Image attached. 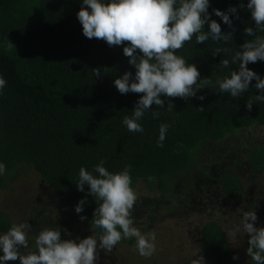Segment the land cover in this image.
Here are the masks:
<instances>
[{"label":"trees","instance_id":"obj_1","mask_svg":"<svg viewBox=\"0 0 264 264\" xmlns=\"http://www.w3.org/2000/svg\"><path fill=\"white\" fill-rule=\"evenodd\" d=\"M82 0H0V74L7 84L0 94V161L6 165L0 176V194L13 189L22 178L36 175L51 189L64 206L75 209L86 198L81 213L99 235L102 229L93 222L99 202L85 191L77 190L79 170L84 167L93 175L94 167L105 161L104 167L118 173L130 166L132 187L139 182L162 196L172 188V181L183 178L197 162V152L207 142L219 143L243 130L264 128V101H257L259 91L252 81L247 92L239 97L220 93L216 81L238 71L231 59L248 37L245 28H255L246 5L248 0H210L213 9L226 11L237 7L239 19L233 26L221 24L223 33H232L230 40L196 44L191 41L177 50V55L195 64L202 78H209L197 92L203 100L175 97L164 98L165 109L153 105L140 121L144 131L130 132L123 124L131 116L142 94H120L113 81L125 72L135 73L124 56L123 47L109 46L102 39H88L82 34L77 19ZM243 4L244 7H240ZM205 31L208 26L205 25ZM256 35L264 36V30ZM217 49H228L217 54ZM139 52V50H137ZM229 60V66L222 65ZM247 67L264 78V62ZM101 75L95 77L93 70ZM253 102L252 110L246 108ZM173 111L166 110L168 103ZM160 113L152 117V111ZM169 128L163 147H157L159 128ZM250 173L264 175V144L253 149L249 159ZM222 194L233 202L244 197L242 179L224 173L219 181ZM155 217H150L155 222ZM14 224L6 213H0V233ZM62 239L66 235L61 232ZM247 236L245 250L248 247ZM131 246L134 238L122 239ZM202 254L207 264H242L222 227L216 221L200 226ZM249 264H254L247 255ZM186 264H191L187 262Z\"/></svg>","mask_w":264,"mask_h":264},{"label":"clouds","instance_id":"obj_2","mask_svg":"<svg viewBox=\"0 0 264 264\" xmlns=\"http://www.w3.org/2000/svg\"><path fill=\"white\" fill-rule=\"evenodd\" d=\"M246 7L255 28L247 27L244 31L248 37L254 38L246 40L231 59L232 64L238 63V71H231L229 76L218 79L216 84L220 93H229L235 98L247 92L255 81L254 87L260 93L255 99L264 101V78L247 67L250 63L264 62V36L256 35L257 30H264V0H248ZM209 8L210 0H82L77 19L82 25L83 36L102 39L110 47L130 42L123 47V54L129 58L135 73L125 72L113 81L122 95L130 92L142 94L131 111L132 115L123 119L128 131L142 133L144 129L140 121L145 113L153 105L165 109L166 98H205L197 97V92L210 83L209 78H202L195 64L176 53L194 35L196 44H204L209 39L230 40L232 33H223L221 24L211 16L214 14L225 25L232 27L230 16L239 19L237 7L226 11L213 9L212 13H209ZM205 25L208 31L204 30ZM221 51L228 49L216 50L217 54ZM229 63L227 59L222 61L224 67H228ZM93 72L95 77H100L99 68ZM6 84V79L0 74V94ZM245 106L251 111L253 102L248 101ZM173 109L174 104L169 102L166 110ZM151 114L156 119L160 115L154 110ZM168 128V124L160 125L157 147L164 146ZM104 163L101 160L94 167L93 172L97 175L81 167L76 184L80 192H84L87 185V195L99 202L93 219L95 226L102 229L98 237L62 239L60 227L44 228L35 234L37 251L25 253L22 249L28 246L32 228L29 223L13 224L0 235V264L18 259L20 264H96L98 250L110 252L122 239L128 238H135L139 255L151 256L155 251V235L142 233L134 226L132 210L137 194L132 187L130 166L112 173L104 167ZM5 172L6 165L0 161V176ZM85 203L86 198L77 203V214L84 211ZM80 219L83 221L86 217L81 216ZM242 220L243 230L249 236L247 255L254 264H264V227L254 226L258 220L255 210L245 211ZM232 259L239 260V256L234 255ZM191 264H206L205 257L197 255Z\"/></svg>","mask_w":264,"mask_h":264},{"label":"rangeland","instance_id":"obj_3","mask_svg":"<svg viewBox=\"0 0 264 264\" xmlns=\"http://www.w3.org/2000/svg\"><path fill=\"white\" fill-rule=\"evenodd\" d=\"M263 144L264 128L260 127L240 131L223 142L203 144L194 168L185 177L174 179L170 192L164 196L139 182L132 210L134 226L142 233L155 235V251L151 256H141L135 245L120 241L110 252L98 250L96 264H186L203 255L200 226L207 221L218 222L233 252L242 264H249L245 250L248 235L242 218L245 211L255 210L258 220L254 226L264 227V175H253L249 169L253 149ZM226 172L243 181L245 194L239 202L229 200L221 192L219 181ZM29 177L0 194V213L8 214L14 224L29 223L32 228L23 252L37 251L35 234L44 228L60 227L65 239L99 236L87 218L81 221V213L61 202L59 206L57 196L40 178L34 174ZM237 228L239 231H235ZM7 264L20 262L18 259Z\"/></svg>","mask_w":264,"mask_h":264}]
</instances>
